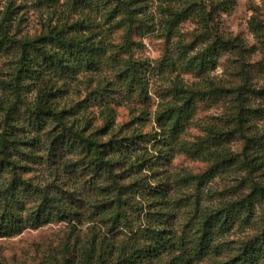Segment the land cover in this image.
<instances>
[{
	"label": "trees",
	"instance_id": "obj_1",
	"mask_svg": "<svg viewBox=\"0 0 264 264\" xmlns=\"http://www.w3.org/2000/svg\"><path fill=\"white\" fill-rule=\"evenodd\" d=\"M227 4L225 0H0V59L11 61L7 73L0 71V236L52 222H67L77 229L78 221L86 218L96 222L93 229H104V240L107 233L122 230L128 237L123 249L131 251L125 263L161 262L171 256L169 264H193L210 254L216 230L232 225L235 209L249 212L252 200L264 196V187L255 188L242 201L199 213L200 237L191 241L171 224L170 190L182 180L172 182V174L158 171V166L169 153L164 148L171 146L170 140L196 111V98L215 94L210 88L213 82L205 86L177 82L158 105L159 131L154 134L139 128L115 132L110 116L104 127L88 134L89 128L82 125L89 122L84 102L75 103L68 95L80 79L90 81L89 74L110 64L114 80L101 78L91 96L100 102L111 91L126 89L131 97L141 91L139 103L149 105L147 77L157 68L149 72V60L135 58L134 50L135 37L146 34L168 44L177 39L175 49L167 50L158 66L160 74L166 68L175 71L182 62V68L192 66L202 76L216 67L221 51L240 47L213 27L216 11L227 9ZM32 9L40 17L41 28L35 34L23 28ZM189 19L197 20L199 31L187 42L182 25ZM199 38L208 42L196 49ZM252 143L247 138L246 148ZM32 172L35 176H23ZM258 242L219 264H258L264 239Z\"/></svg>",
	"mask_w": 264,
	"mask_h": 264
},
{
	"label": "rangeland",
	"instance_id": "obj_2",
	"mask_svg": "<svg viewBox=\"0 0 264 264\" xmlns=\"http://www.w3.org/2000/svg\"><path fill=\"white\" fill-rule=\"evenodd\" d=\"M225 1L228 2L227 9L216 11L213 27L226 38L236 40L240 47L221 51L216 67L209 68L202 76L197 75L192 66L182 68V62L177 63L175 71L166 68L165 73L160 74L158 66L166 58L167 50L175 49L172 44L177 39L168 44L165 39L146 34L135 37L134 50L135 58L149 60V72L157 68L147 77L149 105L139 103L141 91L132 97L126 89L111 91L105 101L100 102L91 96L99 80L114 73L110 64L89 74L90 81L80 79L68 95L75 103L84 102L89 122L87 119L82 125L89 128L88 134L104 127L109 116L114 121L111 129L115 132L124 128L130 133L139 128L154 134L159 131L155 122L158 105L170 95L177 82L186 86L192 83L205 86L213 82L210 88L215 94L208 99L196 98V111L170 140L171 146L164 148L169 153L158 166V171L172 174V182L182 180L180 185L173 183L170 190L174 210L171 224L180 231L179 234L186 233L191 241L200 237L199 213H210L226 204L237 203L255 188L264 187V0ZM28 16L23 28L35 34L41 28L40 17L34 9ZM182 26L187 42L197 38V20L189 19ZM207 42L208 39L199 38L196 49ZM10 62L6 58L0 59V71L7 73ZM121 85L118 83L117 86ZM145 110L148 111L143 115ZM238 115L244 120L243 130L236 119ZM247 138L252 139V148H246ZM23 176L33 177L35 173ZM231 221L232 225L226 229L216 230L210 254L193 264L227 262L244 246L263 240L264 196L252 200L249 212L235 209ZM78 222L77 229L67 222H52L0 236V264H169L172 260L171 256H164L161 262L152 259L125 263L123 260L131 251L123 249L128 237L122 230L107 233L104 240V229L92 228L95 221L82 218ZM106 245L111 246L110 250L103 249ZM258 264H264V254Z\"/></svg>",
	"mask_w": 264,
	"mask_h": 264
}]
</instances>
